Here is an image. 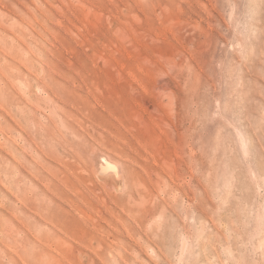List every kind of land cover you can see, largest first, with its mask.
Segmentation results:
<instances>
[{"label": "rangeland", "instance_id": "1", "mask_svg": "<svg viewBox=\"0 0 264 264\" xmlns=\"http://www.w3.org/2000/svg\"><path fill=\"white\" fill-rule=\"evenodd\" d=\"M0 264H264V0H0Z\"/></svg>", "mask_w": 264, "mask_h": 264}, {"label": "bare ground", "instance_id": "2", "mask_svg": "<svg viewBox=\"0 0 264 264\" xmlns=\"http://www.w3.org/2000/svg\"><path fill=\"white\" fill-rule=\"evenodd\" d=\"M10 185V184H9ZM7 187V186H6ZM14 191V190H13ZM16 192V191H15ZM25 196V195H24ZM22 199V198H21ZM20 202V201H19ZM19 216V215H18ZM23 221V220H22ZM59 225H61V224H59ZM31 229V228H30ZM33 229V228H32ZM30 231V230H29ZM64 231H66V230H64ZM36 233V232H35ZM9 234H10V232H9ZM15 234V233H14ZM33 235V234H32ZM39 235V234H38ZM41 235V234H40ZM13 236H15V235H13ZM34 236V235H33ZM47 236V235H46ZM41 236H39V238H40ZM13 238V237H12ZM38 238V239H39ZM43 238V237H42ZM47 238V237H46ZM9 239V238H8ZM11 239V238H10ZM49 239V238H48ZM14 241H17V240H14ZM47 241V240H46ZM13 243V242H12ZM11 244V243H10ZM55 244V243H54ZM54 244H53V246H54ZM58 244V243H57ZM21 247V246H20ZM98 247H99V245H98ZM100 251H101V249H100ZM99 251V252H100ZM98 253V252H97ZM101 255V254H100ZM19 257V256H18ZM103 258V257H102ZM104 259V258H103ZM133 261V260H132ZM136 263H137V261H136Z\"/></svg>", "mask_w": 264, "mask_h": 264}]
</instances>
